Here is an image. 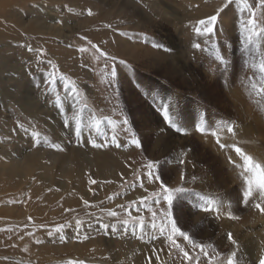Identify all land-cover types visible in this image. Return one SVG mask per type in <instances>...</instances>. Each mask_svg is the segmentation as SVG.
<instances>
[{
    "label": "rangeland",
    "instance_id": "1",
    "mask_svg": "<svg viewBox=\"0 0 264 264\" xmlns=\"http://www.w3.org/2000/svg\"><path fill=\"white\" fill-rule=\"evenodd\" d=\"M263 62L264 0H0V264H264Z\"/></svg>",
    "mask_w": 264,
    "mask_h": 264
},
{
    "label": "bare ground",
    "instance_id": "2",
    "mask_svg": "<svg viewBox=\"0 0 264 264\" xmlns=\"http://www.w3.org/2000/svg\"><path fill=\"white\" fill-rule=\"evenodd\" d=\"M93 35V34H92ZM264 63V62H263ZM171 70V69H170ZM173 70V69H172ZM127 81V80H126ZM243 84H242V87H244V81L242 82ZM234 85H232L231 86V90H230V98L232 99H235L236 101H239V100H241L240 98H241V94L239 93V89H238V87H233ZM247 91V90H246ZM251 91V90H250ZM248 92V91H247ZM245 93V92H244ZM243 93V94H244ZM249 93V92H248ZM244 96H245V94H244ZM255 96V95H254ZM134 99V98H133ZM230 99V100H231ZM251 99H252V97H251ZM240 104H242V103H240ZM133 107V106H132ZM32 112V111H31ZM209 112V111H208ZM199 128V127H198ZM246 131V130H245ZM161 135V134H160ZM251 166V165H250ZM69 184V183H68ZM223 193V192H222ZM228 194V193H227ZM224 195V194H223ZM229 195V194H228ZM225 196V195H224ZM228 197V196H227ZM226 198V197H225ZM230 199H231V197H230ZM232 200V199H231ZM221 205V204H220ZM216 209V208H215ZM221 210H222V208H220ZM220 210V211H221ZM214 213V212H213ZM212 214V213H211ZM220 215V214H219ZM225 216V215H224ZM216 219V218H215ZM213 220H214V218H213ZM264 226V225H263ZM249 232V231H248ZM246 234V233H245ZM262 235H264V232H262ZM246 238V239H245ZM255 238V239H254ZM258 237H254V235H253V237H251V240H247V239H249V238H247V236H244V239H242L241 238V240L242 241H239V247H241V250L243 251V253H245V257H247V260H246V258H245V262L244 261H241V259H244V258H242V256H239V259H238V264H254V262H255V258H256V256H255V254L257 253V248L259 247L258 245H259V241L258 240H260L259 238L257 239ZM252 239H254L256 242H254L255 244H256V246H257V248H255V246L253 247L252 245H251V242L253 241ZM241 243V244H240ZM238 249V248H237ZM241 255V254H240ZM237 261V260H236Z\"/></svg>",
    "mask_w": 264,
    "mask_h": 264
}]
</instances>
